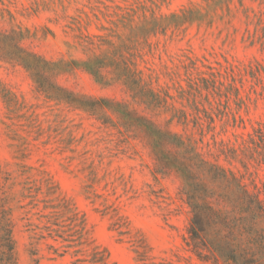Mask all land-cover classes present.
I'll use <instances>...</instances> for the list:
<instances>
[{
    "label": "rangeland",
    "instance_id": "1",
    "mask_svg": "<svg viewBox=\"0 0 264 264\" xmlns=\"http://www.w3.org/2000/svg\"><path fill=\"white\" fill-rule=\"evenodd\" d=\"M0 183L16 264H264V0H0Z\"/></svg>",
    "mask_w": 264,
    "mask_h": 264
},
{
    "label": "trees",
    "instance_id": "2",
    "mask_svg": "<svg viewBox=\"0 0 264 264\" xmlns=\"http://www.w3.org/2000/svg\"><path fill=\"white\" fill-rule=\"evenodd\" d=\"M17 41H20V39H15ZM18 52L22 53L23 55H20L17 57L16 62H19L23 66V68L27 71H31L32 69H35L37 71H47L51 74V77L56 76L58 71H55L54 67L57 65L54 62H49L46 60L40 59L36 54L33 53H27L25 51H22L19 47H16ZM29 59H33L35 63H31ZM3 60V59H1ZM48 81H50V77L47 78ZM51 87H58L55 83L51 82ZM38 87H42L41 84L38 82ZM155 99H157V95L153 94ZM102 105H100V108H109L107 107V101H102ZM93 108V107H90ZM173 119L171 118L170 121ZM144 131V138L147 141L148 146L150 147V151L154 157V160H156L157 163L164 162V171H158L155 169V174H162L165 175L169 170H171L172 166L178 163L177 159H173L172 161H165L164 157H161L158 153L160 152H171V154L177 156H181L184 158L182 166V171H187L188 168L193 169L194 167L198 165H202L204 167H208L210 172L212 173V177L215 180L220 179V172H223L224 170L220 168L217 164H212L209 162H206L205 160L201 159L199 160V163L196 164L194 159L199 158L200 154L197 153L195 146L191 143L190 139L186 142L183 137L175 132L169 131V130H161L156 124L152 122H148L146 127L143 129ZM212 170V171H211ZM188 174L192 176V171H187ZM217 172V173H215ZM184 174V173H183ZM217 174V175H216ZM0 190H2L3 186L0 183ZM3 193V192H2ZM3 200V198H0ZM1 206V205H0ZM11 222L7 218V215H3L2 222L0 224V253L2 255L0 259V264H16L14 260V243L12 240V229H11ZM192 228H190L191 230Z\"/></svg>",
    "mask_w": 264,
    "mask_h": 264
}]
</instances>
